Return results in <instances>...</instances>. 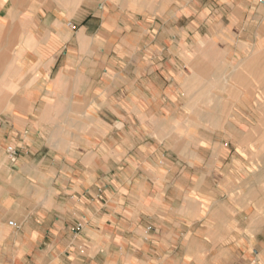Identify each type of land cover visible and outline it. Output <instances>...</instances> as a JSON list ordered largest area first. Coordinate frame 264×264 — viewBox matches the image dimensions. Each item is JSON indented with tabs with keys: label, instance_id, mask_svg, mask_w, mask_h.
I'll return each instance as SVG.
<instances>
[{
	"label": "crops",
	"instance_id": "1",
	"mask_svg": "<svg viewBox=\"0 0 264 264\" xmlns=\"http://www.w3.org/2000/svg\"><path fill=\"white\" fill-rule=\"evenodd\" d=\"M186 1L0 0V264H264Z\"/></svg>",
	"mask_w": 264,
	"mask_h": 264
},
{
	"label": "rangeland",
	"instance_id": "2",
	"mask_svg": "<svg viewBox=\"0 0 264 264\" xmlns=\"http://www.w3.org/2000/svg\"><path fill=\"white\" fill-rule=\"evenodd\" d=\"M190 2L191 17L199 24L198 35L230 41L223 46L228 59L211 60L203 105H197L198 91L192 92L195 95L190 98L191 120L182 133L188 136L196 128L199 114L208 115L207 124L214 129V146L218 142L220 150H233L232 154L238 152L239 159H244L247 197L256 199L251 210H255L257 222L264 224V0ZM180 4L188 3L181 0ZM208 50L216 51L213 47ZM10 93L12 89L7 84L6 95ZM8 103L9 98L0 100V116L9 111ZM263 243L264 235L260 234L257 250Z\"/></svg>",
	"mask_w": 264,
	"mask_h": 264
},
{
	"label": "built area",
	"instance_id": "3",
	"mask_svg": "<svg viewBox=\"0 0 264 264\" xmlns=\"http://www.w3.org/2000/svg\"><path fill=\"white\" fill-rule=\"evenodd\" d=\"M7 152H8L12 161H15L17 159L18 150L16 147H14L13 145L8 146Z\"/></svg>",
	"mask_w": 264,
	"mask_h": 264
},
{
	"label": "bare ground",
	"instance_id": "4",
	"mask_svg": "<svg viewBox=\"0 0 264 264\" xmlns=\"http://www.w3.org/2000/svg\"><path fill=\"white\" fill-rule=\"evenodd\" d=\"M64 7V6H63ZM66 7V6H65ZM67 8V7H66ZM7 63V62H6ZM7 65V64H6ZM3 72V71H2ZM1 73V72H0ZM197 74V73H196ZM4 80V79H3ZM239 90V89H238ZM241 91V90H240ZM9 93V92H8ZM231 114V113H230ZM232 127H233V125H232ZM234 127H235V125H234ZM236 128V127H235ZM258 264V263H257Z\"/></svg>",
	"mask_w": 264,
	"mask_h": 264
}]
</instances>
